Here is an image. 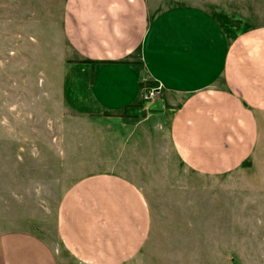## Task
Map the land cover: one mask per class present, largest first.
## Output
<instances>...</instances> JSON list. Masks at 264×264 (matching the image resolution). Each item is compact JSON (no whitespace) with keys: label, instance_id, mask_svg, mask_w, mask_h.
<instances>
[{"label":"rangeland","instance_id":"rangeland-1","mask_svg":"<svg viewBox=\"0 0 264 264\" xmlns=\"http://www.w3.org/2000/svg\"><path fill=\"white\" fill-rule=\"evenodd\" d=\"M65 2L0 0V231L31 226L61 264H79L56 236L60 199L84 176L114 173L142 190L150 212L148 240L123 264H264V116L241 167L189 171L143 99L108 115L79 98L91 100L77 83L92 74L78 70L64 36ZM174 4L205 9L231 31L264 27V0H160Z\"/></svg>","mask_w":264,"mask_h":264},{"label":"crops","instance_id":"crops-1","mask_svg":"<svg viewBox=\"0 0 264 264\" xmlns=\"http://www.w3.org/2000/svg\"><path fill=\"white\" fill-rule=\"evenodd\" d=\"M64 36L80 58L90 102L118 114L143 106L141 84H155L151 102L168 144L189 171L218 176L241 167L264 116V27L229 30L191 4L160 0H66ZM84 81V84H83ZM154 106V107H153ZM0 231V264H61L56 248L31 226ZM146 196L130 179L95 173L62 195L55 232L79 264H123L148 240Z\"/></svg>","mask_w":264,"mask_h":264},{"label":"built area","instance_id":"built-area-1","mask_svg":"<svg viewBox=\"0 0 264 264\" xmlns=\"http://www.w3.org/2000/svg\"><path fill=\"white\" fill-rule=\"evenodd\" d=\"M160 96L158 87H144L142 88V99L146 102L156 100Z\"/></svg>","mask_w":264,"mask_h":264},{"label":"trees","instance_id":"trees-1","mask_svg":"<svg viewBox=\"0 0 264 264\" xmlns=\"http://www.w3.org/2000/svg\"><path fill=\"white\" fill-rule=\"evenodd\" d=\"M141 87H155V84L145 83V84H141Z\"/></svg>","mask_w":264,"mask_h":264}]
</instances>
